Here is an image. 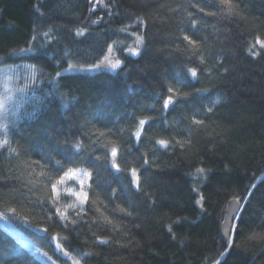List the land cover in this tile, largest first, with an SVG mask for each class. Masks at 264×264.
Wrapping results in <instances>:
<instances>
[{
    "label": "trees",
    "instance_id": "obj_1",
    "mask_svg": "<svg viewBox=\"0 0 264 264\" xmlns=\"http://www.w3.org/2000/svg\"><path fill=\"white\" fill-rule=\"evenodd\" d=\"M232 4L0 0V67L33 77L0 134V264H45L20 239L54 264H264V0ZM112 46L116 72L64 73L97 65ZM168 88L181 99L164 109ZM140 119L149 123L137 139ZM56 160L91 173L83 211L68 194L52 203L64 176ZM234 199L242 210L226 246Z\"/></svg>",
    "mask_w": 264,
    "mask_h": 264
},
{
    "label": "rangeland",
    "instance_id": "obj_2",
    "mask_svg": "<svg viewBox=\"0 0 264 264\" xmlns=\"http://www.w3.org/2000/svg\"><path fill=\"white\" fill-rule=\"evenodd\" d=\"M142 46V41L140 38H135L134 44L130 48H128L127 53L132 56H137L139 53L140 48ZM31 52V49H26L21 51L18 55H24ZM112 64H118L119 66L117 68H112ZM97 65H101L100 68H94L93 67H83L78 65H71L72 67H69L64 71V73H95V72H116L120 69L122 66V62L118 59L115 51V46H112L109 49L108 54L106 57ZM92 69V70H88ZM24 79L23 81V87L20 85V80ZM31 80H33V77L31 76L30 72L25 71L22 74H19V72L13 70L10 67H0V134H2L5 131V125L4 122L9 114L13 113V107L17 103L18 99H20V96H23L26 93L25 87H28L30 85ZM74 171L77 172V175L71 178H66L63 185H58L57 189L59 191V194H68L73 196L77 202L81 205V200L77 195H74V193H80L85 192L84 187L88 184L89 179H85V184L82 186L80 184V179L83 178L79 175L81 169H75ZM0 224L4 227H6V223L2 221L0 216ZM7 228V227H6ZM13 234V232H11ZM20 247L23 249H30V251L35 255V257L44 262L45 264H54L53 261L49 259V257L39 248L32 246L29 242H24L22 239L19 240ZM75 261V260H74ZM74 264V263H73Z\"/></svg>",
    "mask_w": 264,
    "mask_h": 264
},
{
    "label": "snow or ice",
    "instance_id": "obj_3",
    "mask_svg": "<svg viewBox=\"0 0 264 264\" xmlns=\"http://www.w3.org/2000/svg\"><path fill=\"white\" fill-rule=\"evenodd\" d=\"M223 2L229 6V9L230 10H233L232 0H223ZM199 11L200 12H204V9L203 8H200ZM208 15H215V13H208ZM93 23H98V21H93ZM137 23L138 24H142V25L145 24V22L143 20H138ZM196 23H197V21H195V20L192 21L193 27L196 25ZM76 34L82 36L84 33L82 31H78ZM45 35H47V33H45ZM141 39H143V38H141ZM184 40L187 41L191 45H195L197 43L195 40H193L190 36H187V35L184 36ZM249 51H251V49H249ZM134 54H138V53H134ZM3 62L4 61L2 59H0V63H3ZM118 66H119L118 64H112L111 65L112 68H117ZM70 67H72V66L70 65ZM100 67H101V65H94V68H100ZM88 70H92V69H88ZM188 71L190 72V75H191L192 78H197V70L195 68L189 69ZM57 75H59V73H57ZM204 91H207V89H204ZM167 92L168 93H172V94L171 95H166V97L164 98V100H163V108L164 109H168L170 105H175L178 102V100L181 99L180 95L176 92L175 89L168 88L167 89ZM185 95H187V94L185 93ZM216 103L218 104L219 103V100H217ZM211 111H212V108L209 107L208 108V112H211ZM192 122L194 124H197V125H202L203 124V121L202 120H196L195 118H193V121ZM138 123H139V127H138V129H137V131L135 133V136L137 137V139H139V137L141 136V130L143 129V126L145 124L149 123V121L148 120H145V119H140ZM157 143L159 145L165 147V148H167L169 146V142L168 141H165L163 139L158 140ZM4 144L7 145L8 144V141L5 140L4 141ZM183 146L184 145H181V147H183ZM73 147L75 149L79 150L80 147H81V144L79 142H77L75 145H73ZM110 155L113 158L114 157H117L118 156V149L116 147H112L111 150H110ZM143 162L145 164H147L148 163V160L145 159ZM36 163H37V165L40 164L39 161H37ZM54 163L56 165H59L60 166V170L61 171H64V176L60 177V179L58 181H56V183H51V181H49V183H51V189L55 193V197L52 199V203L53 204L56 203V199L59 197V191L57 189V184L63 185L66 178H71V177H74V176L77 175V172L74 171L73 169L68 168L67 170H65L66 165L62 164L61 161L56 160V161H54ZM73 163H75V161H73ZM111 166L117 172L126 171V170H122L120 168V165L118 163H115V161L112 162ZM130 172H131V177H132L131 182L136 186L137 190H139L140 183H141V181H140V174L137 172V170L135 168L130 169ZM197 172L203 173L204 172V169L203 168H199V169H197ZM79 175L81 177H83L79 181L82 186L85 184V179H90L91 178V173H89V172L81 171L79 173ZM89 187H91V185H89ZM74 195H77L80 198V200H81V211H83V203L86 202L87 199H88L87 192L74 193ZM201 199H203V197H201ZM68 207L69 208H72L73 206L72 205H68ZM12 211L15 212L16 210L15 209H12ZM54 211L56 213H58L60 219H63V220L69 219L66 211H63L62 212L58 208L57 209H54ZM76 215H80V213L77 212ZM129 215H131V213H129ZM233 219H236V217H233ZM72 223H75V221H72ZM63 226L64 227H67V224H65ZM45 231H47V230L45 229ZM169 231H171V228L170 227H169ZM251 238H254L255 239V238H258V237L254 235ZM65 240H67V237H65ZM107 242L108 241H106V240H100L99 241V243H101V244H106ZM59 250H60L62 256H65V257L70 256V253L67 252V251H65L62 246H59ZM221 255H226V254L222 253ZM90 256H92V253H81V257H90ZM49 259H51V257H49ZM74 264H80V260L79 259L75 260L74 261ZM216 264H220V261L217 260L216 261Z\"/></svg>",
    "mask_w": 264,
    "mask_h": 264
},
{
    "label": "water",
    "instance_id": "obj_4",
    "mask_svg": "<svg viewBox=\"0 0 264 264\" xmlns=\"http://www.w3.org/2000/svg\"><path fill=\"white\" fill-rule=\"evenodd\" d=\"M241 210L242 204L238 200L234 199L228 203L224 211V218L221 226V235L226 246H229L231 243L232 233ZM233 217H236V219H233Z\"/></svg>",
    "mask_w": 264,
    "mask_h": 264
}]
</instances>
